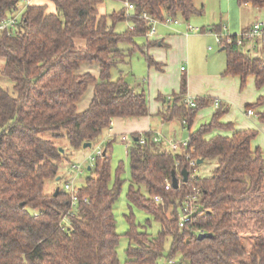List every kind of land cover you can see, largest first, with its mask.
<instances>
[{"label": "trees", "instance_id": "obj_1", "mask_svg": "<svg viewBox=\"0 0 264 264\" xmlns=\"http://www.w3.org/2000/svg\"><path fill=\"white\" fill-rule=\"evenodd\" d=\"M46 1L54 11L49 4L0 0V24L21 12L16 28L0 32V78L14 85L13 94L0 85V264H121L114 205L122 179L118 176L111 186L114 140L88 168L75 207L59 187L67 157L57 141L67 140L78 151L86 143L95 144L117 118L148 117L146 92L131 85L122 72L112 80V70L129 64L139 50L150 66L160 69L145 51L158 43L136 42L137 37L146 38L150 27L143 14L189 20L197 10L194 0H113L133 4L134 10L125 6L101 15L98 6L106 0ZM237 2L264 8V0ZM120 22L134 28L118 32ZM225 44L224 76H239L242 87L254 77L257 88L264 89V44L254 53ZM84 63L98 64L99 76L83 72ZM90 87V106L79 113L78 103ZM186 93L183 79L180 93L164 99L160 115L165 122L186 121L191 130L210 103L199 99L190 107ZM247 109H258L264 123V95ZM227 113L220 107L209 123L191 131L182 153L161 150L152 133L133 135L128 200L151 214L161 229L151 236L129 217L131 244L124 264H163V259L174 264H264V152L253 146L257 131H234L233 124L222 122ZM217 131L234 132L228 136ZM200 159L214 165L211 176L194 175L199 165L191 167L190 162ZM184 168L190 172L186 183ZM174 170L182 180L178 188L172 183ZM52 182L56 188L48 193ZM167 183L172 184L170 190ZM194 189L200 190L202 211L180 228L183 202ZM158 196L163 204L155 202ZM201 233L213 237L199 240Z\"/></svg>", "mask_w": 264, "mask_h": 264}, {"label": "crops", "instance_id": "obj_2", "mask_svg": "<svg viewBox=\"0 0 264 264\" xmlns=\"http://www.w3.org/2000/svg\"><path fill=\"white\" fill-rule=\"evenodd\" d=\"M33 2L36 5L50 4L46 0H33ZM194 6L197 13L192 15L187 23L195 25L194 27L199 28L200 31L187 35V23L185 22L174 27L159 26L152 40L158 45L145 49L147 55L160 65V69L150 66L145 54L141 52L146 59L147 73L142 75L143 80L140 84L132 83L134 76L130 64L132 58L129 64H124L118 71L119 74L122 72L126 75L131 85L147 93L150 115L142 118L115 119L112 128L108 130V139H104V144L115 141L119 135L128 134L133 136L134 134L152 133L165 140L175 139L178 134L183 135L184 129H187L190 136L191 131L200 127L203 119L208 117V121H211L212 116L218 110L214 106L216 101H220L221 107L228 109L222 122L233 124L234 131L254 130L264 135V123L258 118V109L253 110L255 114L252 116L247 113V106L256 103L258 98L264 95V89L257 88L254 77H249L246 85L242 87L239 76H224L227 63L226 54L223 58L220 55H208L205 52V45L216 41L215 33L217 32L223 35H239L250 29L256 21L264 23V8H255L251 3L239 5L237 0H194ZM49 10L54 11L52 4ZM146 40L143 43H137L143 45ZM193 42L195 50L191 51L190 43ZM208 51H210L209 48ZM202 53L205 57V65L199 67L196 66V61H199ZM89 69L90 66L82 68V71L90 72ZM94 76L98 77L99 74ZM183 79L187 82L186 96L196 100L204 99L210 103L198 113L191 130L188 129L186 121L174 119L165 122L160 115L166 108L164 99L180 93ZM83 98L78 103L79 113L89 108L93 98V87L91 97L86 100ZM234 131L217 132L229 136ZM253 146L261 149L260 144L253 142ZM166 147V143H160L161 150H166ZM55 188L56 183H51L48 186V193L54 191Z\"/></svg>", "mask_w": 264, "mask_h": 264}, {"label": "rangeland", "instance_id": "obj_3", "mask_svg": "<svg viewBox=\"0 0 264 264\" xmlns=\"http://www.w3.org/2000/svg\"><path fill=\"white\" fill-rule=\"evenodd\" d=\"M27 1L30 2L28 5H33V0H24V2L27 4ZM23 3V2H22ZM24 3V4H25ZM50 5V4H49ZM125 5L120 1H113V0H106L103 5L98 6V9L101 14L107 15L112 14L113 12H118L121 9H123ZM182 22H189L187 20H183V18H179ZM163 26V25H159ZM158 26V27H159ZM195 26V25H193ZM132 24L130 22H120L117 25L116 31L123 32L127 29H131ZM157 27V28H158ZM193 34V33H190ZM189 34V35H190ZM146 40L145 37H137L136 42L143 43ZM80 41V40H79ZM191 51L195 50V43H190ZM121 47H128L126 44H122ZM212 48V50L208 51V48ZM205 52L206 54H216L220 55L221 57L225 58V52L221 51V47L218 45V43L215 41L214 43H209L205 45ZM254 55V54H253ZM205 61V57L203 53L201 54V58L199 61L197 60L196 66L202 67ZM131 71L134 75L132 77V83H138L142 82L143 80V74L147 73L146 68V59L144 55L141 53V51H136L132 57L131 60ZM90 66L89 71L97 75L99 74V66L96 63H84L83 68H87ZM123 64L118 66L117 68H114L112 70V80H117L119 78L118 71L122 69ZM0 85L9 90L10 93H14L13 89V83L5 77L0 78ZM147 94V93H146ZM92 95V87L89 88V90L84 94V98L88 99ZM208 117L202 120L201 125L208 123ZM200 125V126H201ZM182 129V128H181ZM109 136V131L106 130L102 134V136L99 139V142L93 144L91 148L87 149H80V150H74L69 142L67 140H60L57 141L59 145L63 147L65 150V154L67 157L66 162L61 164V175L64 180L59 183V187L63 188L66 183L73 184L77 189L81 188L86 178L89 175L88 168L92 166L91 157H97V151L98 149L105 150L106 144H104V139ZM128 137L129 140V146L131 147L133 144V136L128 134L125 135ZM122 135H119L116 137L113 145H112V159H111V169H112V179H111V186L116 185V181L118 179V176L122 179L121 187L118 193V198L114 205V215L116 219V231L118 235H120V243L118 246V257L121 264H124L126 260V251L129 248V245L131 244L130 239L128 238L127 234L131 229V224L129 222V217L133 218L134 224L136 225L137 229L141 232L147 233L151 236H156L160 229L161 224L157 222L154 217L146 212L144 209L133 206L130 204L128 200V192L131 185V163L129 159V153L128 148L126 144L122 141ZM45 138H51V135L48 133L45 135ZM108 139V138H107ZM179 142H185L189 140V132L187 129H184L183 135H177V138H175ZM103 141V142H101ZM255 144H260V147L262 151L264 152V135L258 134L257 137L253 141ZM180 153H182L184 150L181 148ZM79 167L78 168H74ZM214 169V165L210 164L209 162L200 164L198 168L195 171V176L197 177H209L212 174V171ZM68 179V181H67ZM66 180V181H65ZM53 184L56 182H52ZM145 196H148V194L143 189L142 191ZM170 245V242L168 241L166 243V250H168ZM167 261L165 259L162 260V263L165 264Z\"/></svg>", "mask_w": 264, "mask_h": 264}, {"label": "built area", "instance_id": "obj_4", "mask_svg": "<svg viewBox=\"0 0 264 264\" xmlns=\"http://www.w3.org/2000/svg\"><path fill=\"white\" fill-rule=\"evenodd\" d=\"M29 3L30 2L27 1V4ZM125 6L127 8V11L134 10L133 4L126 3ZM20 18H21V12L17 13L13 18L7 20L6 22L0 24V32H3L10 28H16ZM143 19L150 26L146 33V38L149 40L154 39L157 33V27L159 25H163L165 27H174V26H179L183 23L179 18H173L171 16H166L162 20H159V19H155L151 17L150 15L146 13L143 14ZM186 27H187V30H186L187 35H189L190 33H196L200 31L199 28L194 27L193 25L188 24V23ZM133 28L134 27L132 25L131 29ZM215 38H216V42L218 43L220 47H225L226 46L225 42L227 44L235 43L238 47L242 48L245 52H254L260 46L264 44V23L261 21H256V23L250 29L240 33L239 35H223L217 32L215 33ZM209 50H212V48L210 47ZM185 101L187 105H189L190 107H196L197 105V100L193 97L186 96ZM214 106L216 109H219L221 107V102L216 101L214 103ZM247 113L250 116L255 114L253 110H248ZM122 141L126 144L127 148L129 149L130 146H129L128 137L123 136ZM154 142H156L157 144L166 143L167 144L166 151L169 153H180L181 148L185 150V148L189 146V140L185 142H179L174 138L163 140L161 136H154ZM141 144L142 145L146 144L145 137L141 138ZM103 152H104L103 149H98L97 156L102 155ZM187 159H189V156H187ZM91 161L94 162L95 157H91ZM196 165H198L196 160H193L190 162L191 167H194ZM73 167L79 169V167H75V166ZM179 181L181 184L182 180H179ZM171 187H172V184L167 183L166 189L170 190ZM64 190L70 195L72 206L75 207L78 204V195H77L78 189L73 184L65 183ZM199 201H200V190L194 189V194L187 197L183 202V213L181 214L179 218L180 228L185 227L186 223L190 222L192 217L195 214L202 211V207L199 204ZM155 202L157 204L164 203L163 199L159 196L155 197ZM174 263H175L174 261H167L165 264H174Z\"/></svg>", "mask_w": 264, "mask_h": 264}, {"label": "water", "instance_id": "obj_5", "mask_svg": "<svg viewBox=\"0 0 264 264\" xmlns=\"http://www.w3.org/2000/svg\"><path fill=\"white\" fill-rule=\"evenodd\" d=\"M92 146H93L92 143H86V144H84L83 148L87 149V148H91ZM203 163H204V161L202 159L198 160V162H197L198 165L203 164ZM89 170H90V167H89ZM189 176H190V172L188 171L187 168H184L183 171H182V177H183V182L184 183H186L189 180ZM172 177H173V182H172L173 183V187L174 188H178L179 185H180V181H179V179L177 177L176 170L173 171ZM60 180L61 179L58 178V181H60ZM58 193H59V189L56 190L55 195H57ZM212 237H213V234L201 233V234L198 235V239L199 240L212 238Z\"/></svg>", "mask_w": 264, "mask_h": 264}]
</instances>
